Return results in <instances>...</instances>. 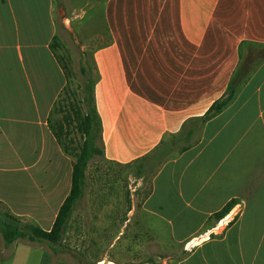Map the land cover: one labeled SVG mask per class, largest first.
Listing matches in <instances>:
<instances>
[{
	"label": "crops",
	"instance_id": "obj_1",
	"mask_svg": "<svg viewBox=\"0 0 264 264\" xmlns=\"http://www.w3.org/2000/svg\"><path fill=\"white\" fill-rule=\"evenodd\" d=\"M70 4L75 12L61 23L72 25L82 46L92 44L104 157L129 164L165 153L140 203L150 232L161 241L167 230L181 252L176 264H264V179L242 198L264 159V140L255 132L258 122L264 131V59L228 105L198 120L225 92L240 45L264 43V0ZM55 5L0 0V203L44 230L70 192L74 162L48 126L66 84L51 47ZM170 139L180 145L164 151ZM234 197V220L186 249ZM66 228L56 252L46 241L18 238L6 247L0 240V264H69L58 255Z\"/></svg>",
	"mask_w": 264,
	"mask_h": 264
},
{
	"label": "rangeland",
	"instance_id": "obj_2",
	"mask_svg": "<svg viewBox=\"0 0 264 264\" xmlns=\"http://www.w3.org/2000/svg\"><path fill=\"white\" fill-rule=\"evenodd\" d=\"M73 12L70 0H56L54 14L58 36L52 43L56 56L69 73V87L75 94L70 93L67 100L75 97L81 100L85 93L86 76L82 75L80 66L90 67L92 44L82 46L72 25L65 27L61 23V17H70ZM64 115V110L58 109L54 111L52 119L63 121ZM198 124L199 121L194 124L195 130ZM257 125L255 132L264 140L260 122ZM73 126L72 123L65 125L61 139L66 146L77 151L84 138ZM247 140L252 141L251 138ZM177 141L170 139L161 147L164 151L178 147L180 143ZM94 144L97 148L101 147L99 140H95ZM158 153L129 164H119L98 154L88 159L82 193L74 202L66 222L67 228L58 255L66 257L69 264H176L181 252L168 241L167 230L159 241L150 232L140 213V203L149 191L151 176L165 154ZM260 168L242 194L246 201L264 179V167ZM5 208L0 203V210ZM23 220L30 223L26 218Z\"/></svg>",
	"mask_w": 264,
	"mask_h": 264
},
{
	"label": "trees",
	"instance_id": "obj_3",
	"mask_svg": "<svg viewBox=\"0 0 264 264\" xmlns=\"http://www.w3.org/2000/svg\"><path fill=\"white\" fill-rule=\"evenodd\" d=\"M55 38L56 37H54V39ZM51 47H54L53 43H51ZM239 57L240 61L238 66L234 70L225 92L212 102L204 114L198 119L201 124L207 119L218 114L234 98L236 92L248 79L254 68L264 59V43H242L240 45ZM60 64L64 69L66 84L52 106L48 117V126L62 150L74 157L70 192L59 207L54 222L49 230H44L35 224L24 222L19 217L12 214L7 208L0 210V236L6 247L14 240L22 238L27 241H46L56 252L53 245L60 242L64 227L72 212L73 204L82 193L84 170L87 161L94 154L104 156L101 139V121L95 106V75L93 68L91 65L87 68L81 64L80 71L83 76H86V82L84 84V97L81 100H78L76 97L71 100H67L70 93H73L72 95L75 94L69 87V73H67L68 71L61 61ZM58 109L64 110L65 112L63 121H54L52 119L54 111ZM69 123L74 124L73 127L80 132L84 138L81 147L77 151L70 149L61 139L65 125H68ZM95 140L100 141V148L95 146ZM261 163L262 167H264V159ZM237 200V197L231 198L218 212L214 214V216L216 218H220L227 214Z\"/></svg>",
	"mask_w": 264,
	"mask_h": 264
},
{
	"label": "built area",
	"instance_id": "obj_4",
	"mask_svg": "<svg viewBox=\"0 0 264 264\" xmlns=\"http://www.w3.org/2000/svg\"><path fill=\"white\" fill-rule=\"evenodd\" d=\"M236 214L227 213L222 218H220L214 226H212L208 231L203 232L202 234H199L196 237H193L189 239L185 243V248L190 249L192 246L197 244L200 240L207 238L210 235L213 234H221L222 231L229 225L231 221L234 220Z\"/></svg>",
	"mask_w": 264,
	"mask_h": 264
}]
</instances>
